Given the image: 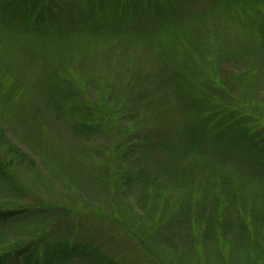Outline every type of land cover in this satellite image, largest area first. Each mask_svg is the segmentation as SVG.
Returning a JSON list of instances; mask_svg holds the SVG:
<instances>
[{
	"label": "rangeland",
	"instance_id": "1",
	"mask_svg": "<svg viewBox=\"0 0 264 264\" xmlns=\"http://www.w3.org/2000/svg\"><path fill=\"white\" fill-rule=\"evenodd\" d=\"M8 164L0 264H264V0H0Z\"/></svg>",
	"mask_w": 264,
	"mask_h": 264
},
{
	"label": "trees",
	"instance_id": "2",
	"mask_svg": "<svg viewBox=\"0 0 264 264\" xmlns=\"http://www.w3.org/2000/svg\"><path fill=\"white\" fill-rule=\"evenodd\" d=\"M222 48L217 49L216 52H218ZM262 48H263V46H262ZM262 48L259 47V49H262ZM216 56L220 57L221 52H219V54ZM53 57H55V56H53ZM193 67L194 66H192L190 70H193L192 72L195 73L196 71H194ZM177 72L180 74V76L183 75L182 70H177ZM186 77H190V76L188 75ZM210 86H213V85H210ZM144 87L147 88V86H144ZM200 89L201 88L199 87V85L195 84V82H194L191 85V90H190L191 94L185 98L186 99L185 101L189 103L188 106L193 108L192 115L190 116L191 117V121H190L191 123L189 125L191 127L192 131L188 132L190 141H195V135L196 134H197V137H201V134H203V132H201L202 130L205 131V129H207V130L210 129V131H212V134L214 136L211 139L212 141H217V140L219 141L220 138H223L225 141L223 143H226L225 146L228 145V147L233 149L234 148L233 145L235 144V140H234V137L228 138V132H230V130H229L230 127H234L237 119L241 117V115H242L241 112L240 111H233V110L227 109V108L223 109L224 112L218 111L217 109L219 107L217 105L216 106L212 105L214 103V100H213L212 94L210 93L209 88H206L207 91L205 94H201L202 90H200ZM187 90L188 89H185L182 93H184L185 91L188 92ZM198 95H200V97H198ZM204 106H206V110H204ZM228 110H230V112H228ZM202 111H204V112L201 113ZM133 113H134V111L131 108V114H133ZM144 132H145V128H144ZM223 143H220V145ZM217 144H219V142ZM179 166L182 169L187 170L188 175L191 173L187 167L182 166L181 164H179ZM0 167L2 168L3 174H7V175L10 174L9 170L11 167L9 164L6 167H4L3 165H0ZM10 176H13V175L10 174ZM189 178H191V176ZM188 184H189V181H188ZM4 215H6V214H4L3 212H0V219H2ZM27 251H28V248H23L17 253V256H18V254H21L22 252L27 253ZM0 260H1V262H3L1 258H0Z\"/></svg>",
	"mask_w": 264,
	"mask_h": 264
}]
</instances>
